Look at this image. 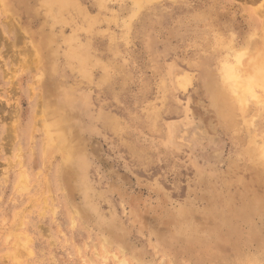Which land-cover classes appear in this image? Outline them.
<instances>
[{
    "label": "rangeland",
    "instance_id": "1",
    "mask_svg": "<svg viewBox=\"0 0 264 264\" xmlns=\"http://www.w3.org/2000/svg\"><path fill=\"white\" fill-rule=\"evenodd\" d=\"M261 48L264 0H0V264H264Z\"/></svg>",
    "mask_w": 264,
    "mask_h": 264
},
{
    "label": "bare ground",
    "instance_id": "2",
    "mask_svg": "<svg viewBox=\"0 0 264 264\" xmlns=\"http://www.w3.org/2000/svg\"><path fill=\"white\" fill-rule=\"evenodd\" d=\"M261 49H260L261 51L257 52V54L255 56H252V58L250 60L247 78L245 80H242L243 82H240V81L236 82L235 81V85H237V89H239L240 92H245V90L246 91L251 90V87L253 85H256V86L260 87L262 90H264V48H261ZM187 82H188L187 75H182L177 80V84L180 88H185Z\"/></svg>",
    "mask_w": 264,
    "mask_h": 264
}]
</instances>
